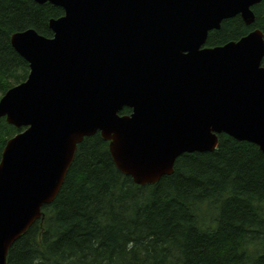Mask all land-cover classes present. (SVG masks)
<instances>
[{
  "label": "water",
  "instance_id": "95a60500",
  "mask_svg": "<svg viewBox=\"0 0 264 264\" xmlns=\"http://www.w3.org/2000/svg\"><path fill=\"white\" fill-rule=\"evenodd\" d=\"M35 1L65 14L50 20L52 37L35 29L11 37L31 72L0 100V117L26 127L0 162V264L98 131L140 185L172 174L184 153L216 149L221 133L264 151L263 31L205 46L224 19L253 23L262 0Z\"/></svg>",
  "mask_w": 264,
  "mask_h": 264
},
{
  "label": "trees",
  "instance_id": "16d2710c",
  "mask_svg": "<svg viewBox=\"0 0 264 264\" xmlns=\"http://www.w3.org/2000/svg\"><path fill=\"white\" fill-rule=\"evenodd\" d=\"M252 9L253 23L224 19L205 46L264 33V0ZM64 14L51 2L0 0V100L30 74L12 35L35 29L52 37L50 20ZM24 129L0 117V162L8 140ZM109 143L100 131L83 139L56 198L12 244L7 264H264L259 145L221 133L216 149L184 153L172 174L140 185L117 167Z\"/></svg>",
  "mask_w": 264,
  "mask_h": 264
},
{
  "label": "bare ground",
  "instance_id": "6f19581e",
  "mask_svg": "<svg viewBox=\"0 0 264 264\" xmlns=\"http://www.w3.org/2000/svg\"><path fill=\"white\" fill-rule=\"evenodd\" d=\"M30 72H31V69H30ZM30 75V74H29Z\"/></svg>",
  "mask_w": 264,
  "mask_h": 264
}]
</instances>
